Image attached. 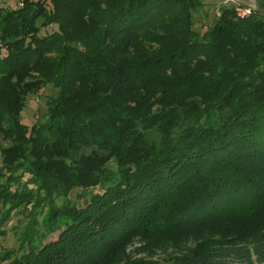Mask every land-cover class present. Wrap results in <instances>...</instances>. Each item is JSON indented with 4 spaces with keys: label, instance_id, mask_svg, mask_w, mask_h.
Listing matches in <instances>:
<instances>
[{
    "label": "trees",
    "instance_id": "16d2710c",
    "mask_svg": "<svg viewBox=\"0 0 264 264\" xmlns=\"http://www.w3.org/2000/svg\"><path fill=\"white\" fill-rule=\"evenodd\" d=\"M202 5L0 10V133L14 136L0 229L15 209L30 216L13 264H114L136 240L166 262L125 264L264 263V15L224 8L200 33ZM49 84L45 119L25 125L26 97Z\"/></svg>",
    "mask_w": 264,
    "mask_h": 264
},
{
    "label": "rangeland",
    "instance_id": "374dc122",
    "mask_svg": "<svg viewBox=\"0 0 264 264\" xmlns=\"http://www.w3.org/2000/svg\"><path fill=\"white\" fill-rule=\"evenodd\" d=\"M203 5L200 6L194 13V25L193 28L200 33L208 29L215 19L224 8H236L238 16L244 17L248 15L251 10H256L259 14L264 15V6L257 0H202ZM20 4V0H0V10L14 9ZM56 29V26L50 25L41 30V34L51 32ZM57 89L52 85H46L36 93H30L25 100L24 107L20 113L21 121L27 126H31L37 121L44 120L48 109V104L52 97L56 96ZM14 145V136L11 131L6 133H0V168L2 166V155L1 149L6 146ZM2 180L0 179V183ZM93 192H99L98 188H93ZM79 190L72 193V197H75ZM55 202L60 204L61 198H56ZM44 209L42 212L37 210L36 220L38 222L37 227L41 228L42 220L45 214ZM29 212L22 207L12 211L10 218L5 222L3 227L0 229L3 232L0 234V254L7 253V257L0 258V264H13L15 258H18L21 254L20 243L21 236L27 224L29 223ZM56 237V233L48 237L49 240ZM191 240V237L186 238ZM148 243L146 241L136 240L125 248H123L119 259L114 264H125L127 261L133 260L137 257H151L159 258L162 262L167 256L163 254L160 249H149L147 248ZM149 247V246H148ZM156 252V253H155ZM171 264V263H165ZM257 264V263H256ZM264 264V263H263Z\"/></svg>",
    "mask_w": 264,
    "mask_h": 264
}]
</instances>
